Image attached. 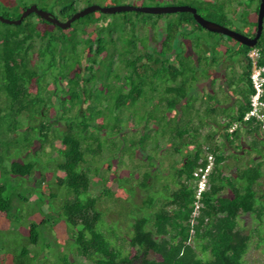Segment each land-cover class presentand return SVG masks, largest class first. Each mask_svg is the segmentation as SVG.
I'll return each mask as SVG.
<instances>
[{
	"label": "trees",
	"instance_id": "16d2710c",
	"mask_svg": "<svg viewBox=\"0 0 264 264\" xmlns=\"http://www.w3.org/2000/svg\"><path fill=\"white\" fill-rule=\"evenodd\" d=\"M176 2L181 1L172 5ZM33 4L66 21L94 0H9L7 11L0 0V15L19 19ZM194 7L208 20L227 23L225 17L215 18L217 7L206 2ZM259 7L247 9L248 36L256 34L252 18ZM115 16L120 21L112 27ZM205 32L213 40L208 47L200 41ZM145 39L151 45L144 47ZM225 39L235 41L204 29L189 12L97 11L68 29L34 13L19 25L0 21V176L16 177L12 189L0 184V217L7 219L8 228L28 231L20 232L24 245L19 250L0 239V264L6 262L5 252L13 253L12 264H246L251 245L264 241V128L254 119L244 121L253 93L252 48L236 41L239 47H227L226 59L218 60L213 56ZM255 47L264 64V28ZM222 63H227L224 72ZM218 80L220 96L205 88L195 94L197 86ZM148 99L153 106L145 124L129 123L125 129L127 124L122 128L103 118L108 110L147 106ZM236 122L240 124L231 133ZM124 131L139 135L133 142L145 152L143 162L149 160L134 163L142 176L133 170L120 173L127 167L121 158L128 139L115 138ZM248 136L252 147L244 149ZM155 149L179 156L172 165V185H164L163 194L150 186L162 170L156 166L162 165L159 154L152 155ZM210 157L208 187L198 195L200 176L195 173L207 168ZM113 160L117 187L133 198L138 213L123 237L105 228L101 205L104 199L113 205L127 199L108 185ZM93 180L96 196L90 195ZM23 184L30 189L17 194ZM30 201L51 207L46 213L41 207L45 216L40 222L25 220L29 215L20 205ZM60 223L67 228L65 250L55 262L41 260L34 249L41 227Z\"/></svg>",
	"mask_w": 264,
	"mask_h": 264
},
{
	"label": "rangeland",
	"instance_id": "374dc122",
	"mask_svg": "<svg viewBox=\"0 0 264 264\" xmlns=\"http://www.w3.org/2000/svg\"><path fill=\"white\" fill-rule=\"evenodd\" d=\"M29 1H31V0H29ZM179 1H181L182 3L176 2L175 4L176 5H189V6L191 5L194 7L196 3L206 2L207 7H210L212 9H216V7H217V9H216L217 11L215 12V18L222 19L223 17H225L224 20H225V22H227L225 24V26H227V27H229L235 31L246 34V35H249V30L246 29V26H248L247 20L249 18V16L246 17L248 15L247 9H248V7H251V5H252V9H254V10H255V8L257 9V7L260 6L259 0H194V2H193V0H179ZM172 2H173V0H155V1H149V2H146L143 0H113V1L112 0H94V4L100 5L103 7L115 6V5H134V6H145V7L161 6V7H163L166 5H172ZM3 4H4L5 9L9 8V0H3ZM41 7H42V9L45 8L43 5H41ZM7 9H6V11H7ZM1 12H2V14H4L3 11H1ZM55 12L57 14L56 10H55ZM59 18L61 19V21L65 20L64 18H62L60 16H59ZM251 18H252V16H251ZM166 20H167V18L164 19V21H166ZM257 20H258V15H256V13H255L253 15L252 21L257 22ZM118 21H120V16H115L114 20L111 22V26L114 27ZM163 25H164V22H163ZM162 27L163 26H162V22H161L158 25V28H162ZM83 29H85V28H83ZM160 33L162 34L161 31H160ZM79 34H80V37H83V33L81 31L78 33V36H79ZM161 34H160V37H161ZM140 35L141 36L144 35L143 37H145V31L142 30ZM150 35H152V34H150ZM160 37H158V38L160 39ZM202 37H201L202 39H200V41L203 44V46L208 47L207 44L212 45L211 43H213L212 42L213 40H211V38L207 32H205L202 35ZM146 40L147 39H145V41L143 42V46L145 44L147 47V44L151 45V41L148 42ZM149 47L152 48V46H149ZM227 47H233L234 49H237L239 47V45L236 43V41H230L228 39H225V42H223V44L221 46L220 45L217 46V48L219 50L217 51V54H215L216 56H213V57H216V59H218V60L219 59L225 60L227 57V56H225ZM232 56L236 57V55H234V54ZM226 69H227V63H222V66L220 67V71L224 72ZM207 83L209 85V82H207ZM202 85L206 86L207 84H202ZM205 86H201L202 87L201 89L203 90L205 88ZM205 90H207V88ZM101 102H104V104L107 103L106 100L102 96H101ZM69 105H71V104H69ZM110 105L112 106V104H110ZM152 106H153V102L148 99L147 106H142V103H139V105L135 106L134 108H132V107L128 108V110L126 112L125 111L124 112L123 111H115V113H114V112H111L108 110L105 112L106 116H104L103 118H106V120L113 123V125H116V123H118V125H121L122 128H123V126H126V124H127V126L124 127L125 129H127L129 123L145 124L147 114L149 111L152 110V108H151ZM115 116L117 117L118 121H117V119H115ZM129 120H130V122H129ZM147 123L149 124V121ZM124 132H122L121 135H117V137L115 138V141H116V139H119V140H122L124 138L128 139V141L126 142V145L124 144V146L126 147V154H125L126 157L121 158L123 163H125V166H127V167H123L121 169L120 173L122 176H126V175H128V173H130L133 170L132 173H135L136 175L140 174L142 176V171H139L137 169L138 167L137 166L135 167V164H139L138 162L148 164L149 160L147 162V159H146V161L143 162L144 161L143 155L145 154V152H143V150L140 149L139 142L137 144H136V142H133L134 140L135 141L138 140L139 135L136 132H128V131H124ZM142 135L140 136V138L142 137ZM154 141L155 140L151 139L148 142V146L152 150H153L152 146L154 145ZM248 141L244 144V149H247L248 147H252V139H250L249 136H248ZM163 146H165V144H163ZM161 149H157V150L155 149L154 151H152V155L153 154L154 155L159 154V157H160L159 158V164H162V165L160 166V165L156 164V166L159 168V170L161 168H162V170H160L161 171L160 174H158L156 172V175L153 178L154 179L153 183L150 186L156 187V188L158 187L159 189H162L163 191H161V193L163 194L165 192L164 191V185H168L169 183L172 185V181H173L172 165H173L174 159H179V156H177V155L173 156L168 151L164 152V154H163V151ZM133 154H137V159H136L137 161L133 158ZM147 155L148 154L146 153V156ZM107 163H109V162L106 161L104 168H107ZM112 166H113L112 167L113 170L110 172V180H109L108 185L115 188L116 193L118 195L125 197L126 193H127L126 190L124 191V190L118 188L117 182L115 180L116 177H115L114 171H115L116 167H118L116 160H113ZM56 174L60 175L61 173L56 172L55 175ZM49 178L55 179V176L49 174ZM137 178H139V177H137ZM4 179H5V181H4ZM18 180L21 181V178H18ZM93 181L94 182H92V188L90 190V195L96 196L98 194V192L96 191L98 187L96 188L94 186H96V184H98V183L96 182V180H93ZM2 182L8 183L9 189H12V187H14V184L16 183V177H14V176L1 177L0 176V184ZM52 188L57 189L56 186L53 184H52ZM29 189L30 188L28 185L23 184L22 187L17 189V194H27V191ZM44 191L48 192L47 186H45ZM136 197H137V202L139 203L141 201V198H142L140 191L138 192ZM36 198H37V196H33L32 201H35ZM126 198L127 199L123 200L122 202H118L117 204L115 203L114 205L110 203V201H113V200H107V199L101 200V205L104 206L103 208L102 207L101 208L103 211H105V217H104L105 218V223H104L105 228H108V227L114 228L117 231V234H120L119 235L120 237L125 236L126 231H128L131 228L133 218L136 215H138L137 211L134 210L135 204L133 202V198L129 197V195H128V197L126 196ZM32 201L22 203L20 205V207L23 208L24 214L29 215V218H26L25 220L29 219L30 221L40 222L42 217L45 216L44 213L42 211H40L41 207H42V209H44L45 213L48 211L50 212L51 207L47 203H46V205L41 206L40 204H38L36 202H32ZM8 226H9V224H8L7 219L0 217V239L2 241V244L4 246L12 248L14 250L21 249L22 246L24 245V243H23L24 237L22 236V234H26L28 232L27 229L22 227L23 229L19 228L18 229L19 231H18V230H16L14 225L12 227H9L10 229L8 228ZM100 228L104 229L102 223L100 224ZM40 230L42 231L40 242L38 243V246H34V249L37 248L36 250L40 251L41 260L46 258V259H51L53 262H55L58 255H59V252L62 250H65V248H66L64 245H65V239L67 237V228L64 224L60 223V225H58L56 227H53L52 225L47 224L46 226L41 227ZM3 231H4V233H3ZM104 231L106 232V234H108V231H106L105 229H104ZM48 245H49V247H48ZM0 249H1V247H0ZM0 257H1V255H0ZM4 257L6 260V262L4 264H12L13 253H10V252L6 253L5 252V255H3V258ZM244 260H245L246 264H264V241L261 243L254 242L251 245L248 253L244 256Z\"/></svg>",
	"mask_w": 264,
	"mask_h": 264
},
{
	"label": "water",
	"instance_id": "95a60500",
	"mask_svg": "<svg viewBox=\"0 0 264 264\" xmlns=\"http://www.w3.org/2000/svg\"><path fill=\"white\" fill-rule=\"evenodd\" d=\"M101 11L103 13L116 14L120 12H130V11H140L147 14H169V13H178V12H189L192 13L194 19L206 30L210 32L220 33L225 36L232 38L238 43L248 46L255 47L258 44V41L261 37L264 28V0H261L260 8L258 12L257 20V31L255 36L251 37L241 32L235 31L227 26H224L215 21L208 20L200 15L197 9L189 5H166V6H154V7H145V6H134V5H115V6H100V5H90L82 10L75 13L71 18L66 21H61L53 13L40 9L36 4L31 5L26 8L19 19H10L0 15V21L7 24H21L22 20L29 16L30 14H37L40 18L46 20L47 22L53 23L59 26L62 29H68L71 27L72 23L90 13Z\"/></svg>",
	"mask_w": 264,
	"mask_h": 264
},
{
	"label": "built area",
	"instance_id": "2783aa9c",
	"mask_svg": "<svg viewBox=\"0 0 264 264\" xmlns=\"http://www.w3.org/2000/svg\"><path fill=\"white\" fill-rule=\"evenodd\" d=\"M248 57L251 62V73L250 79L253 87V93L250 95V110L246 113L244 121H250L254 119L256 122H261L264 128V64H261V50L258 47H253L249 53ZM240 123L236 122L230 128L232 133ZM212 166V159L210 157V164L202 172V169L195 173L196 176H200L198 195H200L207 187V175ZM198 207V206H197ZM195 216L198 215L196 211Z\"/></svg>",
	"mask_w": 264,
	"mask_h": 264
},
{
	"label": "crops",
	"instance_id": "0c3cea01",
	"mask_svg": "<svg viewBox=\"0 0 264 264\" xmlns=\"http://www.w3.org/2000/svg\"><path fill=\"white\" fill-rule=\"evenodd\" d=\"M237 63H235V65H236ZM220 74H218L217 76H219ZM201 86H205V85H201ZM201 86H197L195 89H194V92H195V94L197 95V96H200L203 92V90L201 89L202 87ZM208 86V87H207ZM207 88V90L208 91H210V93H212L213 95H218V96H220L221 94H222V89H221V84H220V81L218 80L217 82H215V84H211V81H210V83H209V85H206L205 86V89ZM232 90H233V88H232ZM230 92V91H229ZM231 92H233V91H231ZM234 93V92H233ZM232 93V94H233ZM235 94V93H234ZM234 97V96H233ZM234 100H236V102L240 99L238 96H235L234 98H233ZM235 102V101H234ZM200 103H201V101H199L198 102V105L199 106H201L200 105ZM234 104H233V102H231L230 103V107L231 106H233ZM202 107V106H201ZM247 140H246V142L248 141V137L246 138ZM251 139V138H250ZM245 142V143H246ZM249 142V141H248Z\"/></svg>",
	"mask_w": 264,
	"mask_h": 264
},
{
	"label": "clouds",
	"instance_id": "9594fccd",
	"mask_svg": "<svg viewBox=\"0 0 264 264\" xmlns=\"http://www.w3.org/2000/svg\"><path fill=\"white\" fill-rule=\"evenodd\" d=\"M252 37V36H251ZM253 48V47H252Z\"/></svg>",
	"mask_w": 264,
	"mask_h": 264
},
{
	"label": "flooded vegetation",
	"instance_id": "af4514ba",
	"mask_svg": "<svg viewBox=\"0 0 264 264\" xmlns=\"http://www.w3.org/2000/svg\"><path fill=\"white\" fill-rule=\"evenodd\" d=\"M261 3V2H260Z\"/></svg>",
	"mask_w": 264,
	"mask_h": 264
}]
</instances>
